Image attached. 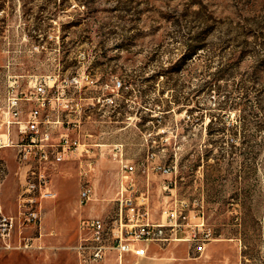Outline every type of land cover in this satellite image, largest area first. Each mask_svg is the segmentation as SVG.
<instances>
[{"label":"rangeland","instance_id":"374dc122","mask_svg":"<svg viewBox=\"0 0 264 264\" xmlns=\"http://www.w3.org/2000/svg\"><path fill=\"white\" fill-rule=\"evenodd\" d=\"M10 82L44 83L43 115L81 145L52 168L41 220L19 228L36 247L0 246V264H264V0H0V98ZM127 195L158 221L188 206L162 238L82 262L79 218L111 220Z\"/></svg>","mask_w":264,"mask_h":264},{"label":"built area","instance_id":"2783aa9c","mask_svg":"<svg viewBox=\"0 0 264 264\" xmlns=\"http://www.w3.org/2000/svg\"><path fill=\"white\" fill-rule=\"evenodd\" d=\"M46 94L44 83L26 92L10 82L0 98V246L5 249L31 250L36 247L33 236L21 238L19 228L41 220L42 202L58 195L52 182V168L80 149L79 137L68 131L54 132L52 123L62 122L59 115L53 120L49 114L43 115L49 103ZM8 147L14 149L20 184L14 197L17 203L15 211L6 210L2 197L3 183L10 170L4 154ZM93 162V159L88 160L89 165ZM123 166L129 173L135 171L134 164L124 163ZM157 167L171 170L162 165ZM82 176L79 199L81 204H85L93 198L94 186L89 170H83ZM147 198L137 197V201L128 195L121 198L118 212L115 217L111 215V220L101 215H82L79 218V243L76 245L79 259L82 262L99 260L108 248L129 247L130 242L123 240L160 239L165 226H175L188 206L186 200H181L179 205L163 211L167 221H158L151 217Z\"/></svg>","mask_w":264,"mask_h":264},{"label":"trees","instance_id":"16d2710c","mask_svg":"<svg viewBox=\"0 0 264 264\" xmlns=\"http://www.w3.org/2000/svg\"><path fill=\"white\" fill-rule=\"evenodd\" d=\"M195 48H197V46H195Z\"/></svg>","mask_w":264,"mask_h":264}]
</instances>
